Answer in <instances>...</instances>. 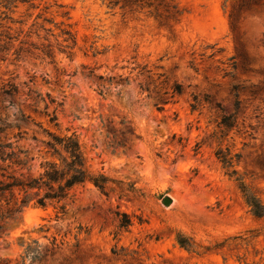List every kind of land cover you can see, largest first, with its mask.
Returning <instances> with one entry per match:
<instances>
[{"label":"rangeland","instance_id":"obj_1","mask_svg":"<svg viewBox=\"0 0 264 264\" xmlns=\"http://www.w3.org/2000/svg\"><path fill=\"white\" fill-rule=\"evenodd\" d=\"M166 1L0 0L10 47L0 136L27 161L6 172H39L43 129L75 132L88 168L115 188L87 183L60 204L24 208L0 231V263L38 241L50 251L27 264H264V217L216 157L239 153V175L264 202V0ZM9 82L14 96L2 93Z\"/></svg>","mask_w":264,"mask_h":264},{"label":"trees","instance_id":"obj_2","mask_svg":"<svg viewBox=\"0 0 264 264\" xmlns=\"http://www.w3.org/2000/svg\"><path fill=\"white\" fill-rule=\"evenodd\" d=\"M120 1L107 0V5L112 9L118 6ZM137 1L135 0V2ZM159 2L160 5H164L169 10L171 6L170 2L166 0H159ZM259 2L260 0H242L241 7L258 4ZM63 34L69 36L65 41L72 39L69 31H63ZM7 38L12 40L11 37ZM1 41L2 39L0 38ZM9 50L10 47H8L7 41L4 44L0 43V53L7 54ZM44 52L49 57L52 56L51 49H47ZM16 55L15 59L18 60V52H16ZM234 89L237 90V86H234ZM175 91L181 93L180 85H177ZM17 92V86L13 83L9 82L2 87V93L5 95L14 96ZM235 96V109L237 110L240 106V100L237 98L238 93H235ZM192 108L195 109L196 105L193 104ZM56 120L57 118L54 114L49 118V122L53 123L54 126L58 125ZM221 124L226 128L233 127V115H224ZM3 130V128H0V133ZM43 131L46 136V139L42 141L45 145L44 155L46 158L40 163V170L35 175L6 172V169L11 165H18L23 168L27 164V161L21 158V154L26 153V151L19 149L14 142L2 140L0 136V161L7 164L5 167L0 166V170H3L0 179V202L5 201L6 206L5 210H0V231L6 229L8 220H15L23 212L24 208L29 205L46 207L48 205L60 204L70 196L74 189L87 183L93 184L104 194L115 190L110 185V182H114L112 179L103 174H95L88 168L83 144L77 133L62 134L49 129H43ZM16 137L18 141L23 135L19 132ZM216 157L227 174L238 183L250 212L257 218L264 217V202L248 188L235 167L239 162L240 154H232L228 148H219L216 150ZM119 195L120 197L127 195L125 189L121 186L119 187ZM60 209H64V206H60ZM123 216L125 219L122 221V225H129L130 221L127 215L124 213ZM55 241L56 239L52 242V250L59 248ZM180 242L183 244L185 241L184 239H180ZM33 243L35 245L28 243L24 246V251L20 255L18 263L0 264H27V259L34 262L46 257L50 249L47 248L46 253H43L38 241H34Z\"/></svg>","mask_w":264,"mask_h":264},{"label":"water","instance_id":"obj_3","mask_svg":"<svg viewBox=\"0 0 264 264\" xmlns=\"http://www.w3.org/2000/svg\"><path fill=\"white\" fill-rule=\"evenodd\" d=\"M163 203L165 205H170L172 203V199L170 197H166L164 198Z\"/></svg>","mask_w":264,"mask_h":264}]
</instances>
